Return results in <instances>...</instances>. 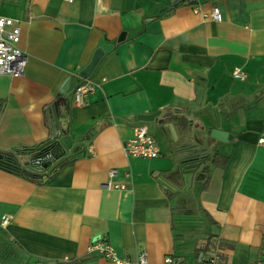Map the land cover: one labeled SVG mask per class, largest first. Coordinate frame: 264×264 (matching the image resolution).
Listing matches in <instances>:
<instances>
[{
	"label": "crops",
	"instance_id": "crops-1",
	"mask_svg": "<svg viewBox=\"0 0 264 264\" xmlns=\"http://www.w3.org/2000/svg\"><path fill=\"white\" fill-rule=\"evenodd\" d=\"M0 15L26 54L23 74H0V152L54 136V161L73 144L87 153L40 180L0 167V229L20 252L0 264H116L97 241L146 264H264V0H0ZM85 79L96 86L76 106ZM168 114L181 121L160 123ZM184 122L208 148L188 176L171 150ZM141 124L156 157L123 150Z\"/></svg>",
	"mask_w": 264,
	"mask_h": 264
},
{
	"label": "built area",
	"instance_id": "built-area-1",
	"mask_svg": "<svg viewBox=\"0 0 264 264\" xmlns=\"http://www.w3.org/2000/svg\"><path fill=\"white\" fill-rule=\"evenodd\" d=\"M66 1L71 2L73 0ZM194 9L197 10V6H194ZM211 17L215 20L220 19V12L217 6L212 7ZM19 40L20 28L15 24V20L0 15V74L9 76L23 74L26 64V54L19 46ZM231 73L234 78H245V74L238 67H235ZM95 86V83L89 79L77 83L72 92V103L76 106L84 104L88 94L94 91ZM259 142L264 143V137H260ZM123 150L126 155L132 157L153 158L159 155L156 139L144 124L134 127V134L124 142ZM114 172L115 170L112 169L109 171V174L112 175ZM100 186L105 188L110 185L107 182H103ZM8 222L9 216L3 215L0 219V227L6 226ZM91 248L97 249L105 258L110 259L116 264L147 263L146 255L143 251L137 255L135 260H131L128 257H118L112 247L105 241H97ZM164 261L166 264H173L171 256H166Z\"/></svg>",
	"mask_w": 264,
	"mask_h": 264
},
{
	"label": "water",
	"instance_id": "water-1",
	"mask_svg": "<svg viewBox=\"0 0 264 264\" xmlns=\"http://www.w3.org/2000/svg\"><path fill=\"white\" fill-rule=\"evenodd\" d=\"M111 47L110 44H101L92 55L90 61L82 70H80L79 74L82 77H88L90 73L92 72L94 66L96 65L98 59L100 56L109 48ZM67 102V101H65ZM53 123L51 125L55 126V124H58V119L53 115V110L55 109V104L50 107ZM156 114L154 115H143L140 118L142 120H152ZM166 119H171L170 121H181L180 116L175 114H168L166 118L159 119L160 123H164ZM168 122V121H166ZM173 124L172 122H170ZM170 123L168 125L170 126ZM183 129L185 131L184 137L177 141L173 147H171V150L174 152V155L178 157V160L182 164V170L184 171V174L188 176V170L193 166L194 162H197L199 159H204L206 156V153L208 152V148L205 146H197V143L199 141V138H194L191 136V132L189 131V128L185 125V122L183 123ZM209 135L215 139L218 140H224L225 139V132L219 129H211L209 132ZM51 140H54V136H50ZM60 137V135H59ZM201 138V137H200ZM57 139V138H56ZM60 140H57L56 142L59 143ZM194 142L196 144H194ZM61 144V142H60ZM26 158L21 160L27 161L26 167L29 170H45L48 167H50L55 159V155L53 152L50 151L49 147H44L42 149L37 148L32 153H27ZM0 167H5L7 169L13 170L19 168V164L15 162L8 161V156L4 154L3 152H0Z\"/></svg>",
	"mask_w": 264,
	"mask_h": 264
},
{
	"label": "trees",
	"instance_id": "trees-1",
	"mask_svg": "<svg viewBox=\"0 0 264 264\" xmlns=\"http://www.w3.org/2000/svg\"><path fill=\"white\" fill-rule=\"evenodd\" d=\"M185 1L190 3L191 5L197 4V2H198V0H185ZM93 133H94V131L90 132L88 135V138H90L93 135ZM44 147H49L50 151L53 152V154L55 156L57 155V151L55 150V145L51 139L42 140V141H39V142L32 144L30 146H17V147L12 148L11 150L3 152L4 154H6L8 156V161L15 162V163L19 164V168L13 169V170L8 169V170L16 172L22 176L27 177V178L40 180L44 175L43 170H38V169L29 170L26 167L27 161L21 162V160L26 158L25 155L27 153H32L37 148L42 149ZM85 155H87V153H86V149L84 147L82 148L79 145L77 146V144H73L71 147L70 153L67 154L66 156H64V155L59 156L58 160L53 162V165H51L50 169H48L47 172H48V174H50L54 170H56L58 167L63 165L64 163H66L68 161H72L77 157L85 156ZM3 168H5V167H3ZM34 264H44V262H39V263L36 262ZM57 264H61V263H57ZM65 264H75V262H69V263H65Z\"/></svg>",
	"mask_w": 264,
	"mask_h": 264
},
{
	"label": "rangeland",
	"instance_id": "rangeland-1",
	"mask_svg": "<svg viewBox=\"0 0 264 264\" xmlns=\"http://www.w3.org/2000/svg\"><path fill=\"white\" fill-rule=\"evenodd\" d=\"M198 230H200V229H198ZM179 235V234H178ZM191 235V233H189V236ZM4 250H7V252H5V253H7V254H4V255H6V256H2L1 255V251L3 252ZM20 252L17 250V249H15L10 243H8V241H7V238H6V236L4 235V232L0 229V256H2V257H16V255H20L19 254ZM1 257V258H2ZM21 257V256H20ZM19 257V258H20ZM22 258V257H21ZM11 259V258H10ZM13 260V259H12ZM21 261V260H20ZM19 262V261H18ZM15 264H18L17 262H14ZM25 264H26V262H25ZM45 264V263H44Z\"/></svg>",
	"mask_w": 264,
	"mask_h": 264
},
{
	"label": "flooded vegetation",
	"instance_id": "flooded-vegetation-1",
	"mask_svg": "<svg viewBox=\"0 0 264 264\" xmlns=\"http://www.w3.org/2000/svg\"><path fill=\"white\" fill-rule=\"evenodd\" d=\"M199 160H202V158L201 159H199ZM194 164V163H193Z\"/></svg>",
	"mask_w": 264,
	"mask_h": 264
}]
</instances>
